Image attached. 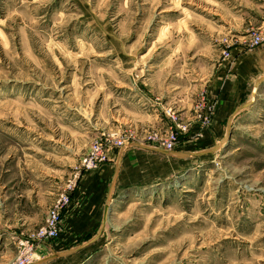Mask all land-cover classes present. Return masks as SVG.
<instances>
[{"label": "rangeland", "instance_id": "rangeland-1", "mask_svg": "<svg viewBox=\"0 0 264 264\" xmlns=\"http://www.w3.org/2000/svg\"><path fill=\"white\" fill-rule=\"evenodd\" d=\"M257 34L264 0H0V264L17 257L10 231L96 170L80 166L90 145L116 140L209 152L123 188L69 264H264V78L205 138L214 80L264 48Z\"/></svg>", "mask_w": 264, "mask_h": 264}, {"label": "crops", "instance_id": "crops-1", "mask_svg": "<svg viewBox=\"0 0 264 264\" xmlns=\"http://www.w3.org/2000/svg\"><path fill=\"white\" fill-rule=\"evenodd\" d=\"M227 66L228 73L221 76L223 81L219 83L218 76V79L214 80L216 85H220L218 90L220 100L217 118L205 133L207 140L216 139L222 133L223 122L226 118L229 119L228 114L232 104H239L246 97L250 82L252 81L255 85L264 78V48L245 50L238 54L235 62L228 63ZM158 153H165L172 158L164 160ZM196 153L198 152L183 149L166 152L155 145L144 146L136 143L121 148H109L108 162L94 171L85 172L80 177L72 193L71 203L65 211L63 219L65 228L58 238V243L49 242L38 247L33 264L71 263L76 247L85 245V242L96 241L98 232L106 228L117 193L126 187L133 190L147 183L158 182L173 176L182 168L181 159ZM31 229L27 227L26 231ZM6 232L5 229L0 230V242ZM10 233L16 237L21 232L14 229ZM61 243H64V249L58 247Z\"/></svg>", "mask_w": 264, "mask_h": 264}, {"label": "built area", "instance_id": "built-area-1", "mask_svg": "<svg viewBox=\"0 0 264 264\" xmlns=\"http://www.w3.org/2000/svg\"><path fill=\"white\" fill-rule=\"evenodd\" d=\"M252 44L259 45L264 41V36L257 34L252 37ZM179 132L175 131V136ZM115 147H123L124 141L116 140ZM173 142H169L165 149H171ZM109 145L102 141L93 142L88 151L82 157L80 166L84 170L97 169L109 160ZM82 176V175H81ZM71 190L68 187L51 202L45 216L44 222L38 228L15 237V247L17 249V257L14 264H33L36 258V251L41 244L54 241L60 237L62 230V218L65 211L71 203Z\"/></svg>", "mask_w": 264, "mask_h": 264}, {"label": "water", "instance_id": "water-1", "mask_svg": "<svg viewBox=\"0 0 264 264\" xmlns=\"http://www.w3.org/2000/svg\"><path fill=\"white\" fill-rule=\"evenodd\" d=\"M208 152H209V151L206 150V151H204V152L202 151V152H198V153H196V154L201 155V154H206V153H208Z\"/></svg>", "mask_w": 264, "mask_h": 264}]
</instances>
